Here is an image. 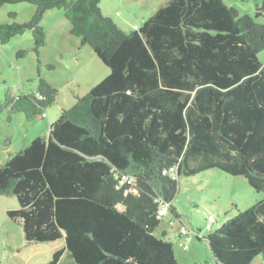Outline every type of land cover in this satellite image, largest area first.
I'll return each mask as SVG.
<instances>
[{
	"label": "trees",
	"instance_id": "16d2710c",
	"mask_svg": "<svg viewBox=\"0 0 264 264\" xmlns=\"http://www.w3.org/2000/svg\"><path fill=\"white\" fill-rule=\"evenodd\" d=\"M19 3L36 11L27 23L0 24L1 43L31 31L39 58L46 12L64 10L71 34L110 69L62 110L49 137L0 167V196L18 200L8 217L27 243L65 241L47 264H60L66 251L75 264H179L175 243L157 233L161 219L171 213L179 221L182 246L194 231L174 206L179 181L216 169L262 197L243 211L232 206L237 213L217 231L208 220L212 257H264V25L256 22L264 3L254 19L224 0H171L129 33L102 14L101 0H0V9ZM38 76L36 92L6 95L10 119L48 118L58 90Z\"/></svg>",
	"mask_w": 264,
	"mask_h": 264
},
{
	"label": "rangeland",
	"instance_id": "374dc122",
	"mask_svg": "<svg viewBox=\"0 0 264 264\" xmlns=\"http://www.w3.org/2000/svg\"><path fill=\"white\" fill-rule=\"evenodd\" d=\"M169 1L171 0H101L100 8L105 17L129 33L140 28ZM224 2L236 9L240 17L250 16L255 19L264 0ZM35 11L36 6L28 3L6 4L0 9V24L27 23ZM12 13L17 17L11 18ZM256 22L264 25V18L257 19ZM41 25L46 31V45L41 48L39 58L34 53L35 40L31 31L12 38L6 44L0 41V167L34 139L49 137L50 124L57 121L61 111L74 107L79 98L85 97L110 74V69L98 58L92 47L83 46L81 40L71 34L72 26L64 10L46 12ZM19 51H27L26 56L18 58ZM259 57L264 66V51ZM50 65L55 68H49ZM38 74L58 90L55 105L47 109L48 118H38L31 122L24 114H16L10 119L7 110L2 109L6 95L17 97L36 92L39 87ZM261 197L262 193L255 192L244 178L233 177L216 169L195 177H182L174 206L191 231L198 232L201 229L207 237L210 215L216 220L212 223V231H217L237 213L232 209L236 205L235 201L243 210L247 207V201ZM232 199L235 200L234 203H231ZM19 208L15 197L0 196V264L49 263L57 251L65 248V241L28 244L22 226L8 217L9 211ZM167 214L175 221L172 228L174 230H170L165 215L157 233L160 235L163 231L168 232L169 239L177 249V234L174 231L179 221L171 213ZM200 246L206 248L205 244ZM177 255H180V250H177ZM60 264H75L68 251L63 254ZM253 264H264V257H258Z\"/></svg>",
	"mask_w": 264,
	"mask_h": 264
},
{
	"label": "crops",
	"instance_id": "0c3cea01",
	"mask_svg": "<svg viewBox=\"0 0 264 264\" xmlns=\"http://www.w3.org/2000/svg\"><path fill=\"white\" fill-rule=\"evenodd\" d=\"M260 199H258V198H256V199L254 198L252 200L250 199V201H247L248 203H246V206H247L246 208L250 207L251 205H253L255 202L259 201ZM234 201L235 200L232 199L231 203H234ZM235 204L236 205H234V206L238 210L240 209V211H243L246 209V208H244L243 210H241V207H239V205L236 201H235ZM244 205H245V203H244ZM196 206L198 207V205H196ZM166 218H167L168 222L172 221V218H169L168 214H167ZM174 226H175V224H174ZM178 226H177L176 230L174 231L175 234H177ZM170 230H174V229L171 228ZM166 233H167V237H169L168 232H166ZM205 239H206V236L203 235L201 229H199L198 232L194 231V233H190L186 237H183V239L181 241L182 246L180 244H178V247H177V250H180V255H177L178 260H179V264H218L214 260V258L212 257V254L209 251V247H208V244L205 241ZM201 244H205L206 248L201 247L200 246Z\"/></svg>",
	"mask_w": 264,
	"mask_h": 264
},
{
	"label": "built area",
	"instance_id": "2783aa9c",
	"mask_svg": "<svg viewBox=\"0 0 264 264\" xmlns=\"http://www.w3.org/2000/svg\"><path fill=\"white\" fill-rule=\"evenodd\" d=\"M46 117H47V115H46V114H43V118H46ZM171 172L174 173V169H172ZM174 177H175V175H174ZM163 212H164V211H162V213H163ZM213 220H214L213 217H209V221H210V222H212Z\"/></svg>",
	"mask_w": 264,
	"mask_h": 264
},
{
	"label": "clouds",
	"instance_id": "9594fccd",
	"mask_svg": "<svg viewBox=\"0 0 264 264\" xmlns=\"http://www.w3.org/2000/svg\"><path fill=\"white\" fill-rule=\"evenodd\" d=\"M209 217H213V219H214L211 223H213L214 221H216L215 218H214V216H211V215H210ZM208 220H209V219H208Z\"/></svg>",
	"mask_w": 264,
	"mask_h": 264
}]
</instances>
